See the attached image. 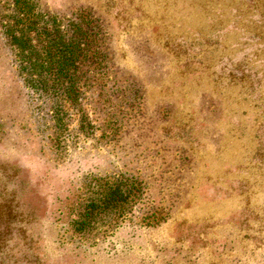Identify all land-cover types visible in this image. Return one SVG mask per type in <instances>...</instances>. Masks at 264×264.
<instances>
[{
	"label": "rangeland",
	"instance_id": "rangeland-1",
	"mask_svg": "<svg viewBox=\"0 0 264 264\" xmlns=\"http://www.w3.org/2000/svg\"><path fill=\"white\" fill-rule=\"evenodd\" d=\"M31 1L92 14L106 58L62 107L0 26V264H264V28L236 20L253 0ZM126 177L137 202L74 230Z\"/></svg>",
	"mask_w": 264,
	"mask_h": 264
},
{
	"label": "trees",
	"instance_id": "trees-1",
	"mask_svg": "<svg viewBox=\"0 0 264 264\" xmlns=\"http://www.w3.org/2000/svg\"><path fill=\"white\" fill-rule=\"evenodd\" d=\"M223 2H231L223 9L229 13L232 3H243L242 0ZM238 11L241 14L236 20L241 19L240 26L249 24L254 28H264V0H253V6L246 11L240 7ZM0 26L8 44L15 51L25 80L34 84V93L40 98L50 96L57 100V105L60 101L62 107L66 106V102L79 101L82 96L85 80L90 75L81 66L100 65L106 58L99 47L95 18L87 11L66 19L39 11L31 0H14L2 13ZM261 33L256 37L264 38ZM55 107L54 104L50 112L56 117L59 109ZM52 121L57 122L56 118H52ZM131 180L126 177L122 181H109L101 185L98 196L89 202L86 212L71 223L74 230H84L97 221L102 212H117L126 209V206H133L137 202L134 199L144 191L139 192L140 187ZM159 213V210L152 213L154 217L150 218L151 222L158 223L165 217L162 214L160 218L156 217ZM120 222H125V219Z\"/></svg>",
	"mask_w": 264,
	"mask_h": 264
}]
</instances>
